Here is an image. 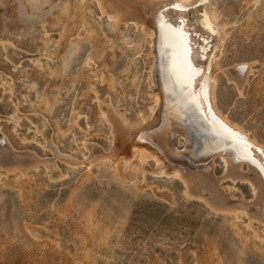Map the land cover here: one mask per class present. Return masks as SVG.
Returning a JSON list of instances; mask_svg holds the SVG:
<instances>
[{
  "label": "rangeland",
  "instance_id": "rangeland-1",
  "mask_svg": "<svg viewBox=\"0 0 264 264\" xmlns=\"http://www.w3.org/2000/svg\"><path fill=\"white\" fill-rule=\"evenodd\" d=\"M216 2L231 29L220 66L252 62L254 72L241 96L221 75L217 102L264 144V0L257 5L252 0ZM78 3L48 0L34 13L26 0H0V72L14 84L12 94L0 87V136L5 140L0 142L12 151L51 156L42 140L31 139L39 117L47 121L52 142L64 153L80 156L83 135H89V143L108 146V127L98 115L94 91L130 120L149 106L146 43L134 56V49L121 39L125 34L137 37L131 27L111 32L106 18H98L93 1ZM82 24L93 29L91 37H85ZM4 41L12 46L8 55L2 50ZM89 56L95 65L91 68L83 65ZM12 112L20 118L17 124L7 119ZM215 163L214 174L219 176L222 165L217 159ZM58 164L67 171L66 178L51 181L42 168L27 178L0 177V264H264V242L243 229L246 217L237 224L247 241L236 236L230 218L207 215L201 201L186 199L178 180L147 174L142 183L138 175L131 179L129 173L114 175L104 167L84 174L83 169ZM241 182L235 181L236 190L249 200V186Z\"/></svg>",
  "mask_w": 264,
  "mask_h": 264
},
{
  "label": "bare ground",
  "instance_id": "bare-ground-1",
  "mask_svg": "<svg viewBox=\"0 0 264 264\" xmlns=\"http://www.w3.org/2000/svg\"><path fill=\"white\" fill-rule=\"evenodd\" d=\"M26 1L28 8L35 13L48 0ZM81 1L83 0H80V3ZM91 1L96 5L98 18L104 17L109 22L111 32L119 31L120 27H124V29L131 27L137 33L135 39L126 37V34L121 36L122 41L128 44L127 47L134 49V56L140 55L143 43H146L148 47L147 55L150 58L145 79V88L148 100H150L148 108L145 106L147 110L139 113L136 119L130 120L115 110L113 103H110V101H100L96 91H94V99L99 113L97 114L108 127V146L102 147L100 144V147L95 145L96 143H89L87 141L89 135H83L84 138L80 141V156L76 157L72 153H64L58 145L52 142L47 121L39 117L36 118L35 122L33 121L34 130L33 132L30 130L32 132L31 139L34 141L42 140V146L48 148L51 156L40 158L32 151H12L11 147L9 148L6 144L3 145L0 142V177L8 178L12 176L15 177V180L27 178L30 174L37 173L42 168L51 181L66 178L67 171L60 170L58 162L65 164L67 168L72 170L83 169L85 170L84 174H91V171H93L91 169L94 167H104L114 175L129 173L131 179L138 175L142 183L147 174L161 177V179L167 177L180 182L182 194L186 199L201 201L208 210L207 215L230 218L231 223H229L236 236L243 235L245 241L249 237L247 233H244L242 227H238L237 222L242 217H246L247 220L243 225V229L251 230L254 239L264 242V232L260 227L261 222H264V171H261L262 166H264V144L259 142L254 134L251 135L250 131L245 129L240 122L234 121L233 118V120L230 119L231 117L229 118L217 102V87L221 75L225 77L226 81L231 82L236 94L241 96L248 85L249 75L254 72L251 67L252 62H242L226 69H222L220 66V58L223 55L224 45L228 40L231 29L229 20L224 17L216 0ZM252 1L255 4L258 2V0ZM64 2L66 3V1ZM193 3L195 6L189 7L184 12L172 7L173 4L183 6ZM63 8L66 9V5ZM161 13H163L162 16ZM205 16L212 26L213 30L211 32L204 24ZM181 19L185 21L182 28L191 52L189 59L194 67L202 70V76L197 77L195 89L200 92L201 85H203L207 90L208 102L203 105L202 112L194 105L186 108L183 104V94L179 91L176 94L172 92L171 65L173 48L166 46L161 40L159 24L166 22L179 29L181 28ZM81 31L87 38L93 35V29L85 27L83 24ZM205 38L208 40L207 44L204 42ZM1 44L4 47L2 50H5V54L8 55L10 53V43L4 41ZM74 51L76 53L78 48L75 47ZM90 56L85 59L83 65L91 68L94 61L93 57ZM40 58L35 59V61ZM62 65H64V62ZM102 79L103 76H100V81ZM112 82L113 79H109L110 86L113 85ZM12 85L14 84H12L11 77L0 72L1 89L8 92V94H12ZM77 115L79 114H76L75 119ZM7 119L17 124L20 118L13 113ZM75 119L74 124H76ZM89 127V125L85 127L86 131ZM55 128L57 127L55 126ZM63 131L57 130V133L64 135ZM217 131L225 133V135L235 134L238 139L246 141V144L250 147L246 153L243 148L238 150L233 146L231 139L226 140L224 136L218 135ZM23 137V141H25L26 137ZM0 139L4 140V137L0 136ZM216 159L222 165V173L219 176L214 174ZM217 168L219 169V167ZM225 180H230L231 184L223 186ZM236 180H239L240 183H242L241 181L246 182L249 186L251 192L249 200L245 201L242 194L236 190L237 186L234 184Z\"/></svg>",
  "mask_w": 264,
  "mask_h": 264
},
{
  "label": "snow or ice",
  "instance_id": "snow-or-ice-1",
  "mask_svg": "<svg viewBox=\"0 0 264 264\" xmlns=\"http://www.w3.org/2000/svg\"><path fill=\"white\" fill-rule=\"evenodd\" d=\"M195 4H173V8H178L181 12L187 11L189 7H194ZM163 13H161V16ZM185 21L180 20L181 28H176L173 25L161 22L159 24L161 40L165 43L166 46L173 48V60L171 65V75L173 78L172 83V92L176 94L179 91L183 94V104L187 108L190 105H194L200 110L203 111V105L208 102L207 90L201 85V91L197 92L195 85L197 83V77L202 76V70L197 69L191 63L189 57L191 55L190 49L187 45V38L183 31L182 26ZM205 26L211 32L212 26L208 23V19L205 16L204 20ZM205 44L208 43L207 38L204 40ZM207 118V117H205ZM218 135L224 136V138L231 139L233 146L238 150L243 148L245 153L247 152L248 146L246 141L238 139L235 134L225 135L220 131H217ZM261 171H264V166H262Z\"/></svg>",
  "mask_w": 264,
  "mask_h": 264
}]
</instances>
